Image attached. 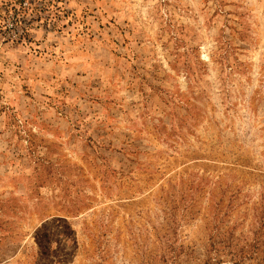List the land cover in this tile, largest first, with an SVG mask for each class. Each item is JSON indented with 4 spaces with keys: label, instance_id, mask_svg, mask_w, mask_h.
Returning <instances> with one entry per match:
<instances>
[{
    "label": "rangeland",
    "instance_id": "374dc122",
    "mask_svg": "<svg viewBox=\"0 0 264 264\" xmlns=\"http://www.w3.org/2000/svg\"><path fill=\"white\" fill-rule=\"evenodd\" d=\"M200 260L264 264V0H0V264Z\"/></svg>",
    "mask_w": 264,
    "mask_h": 264
},
{
    "label": "trees",
    "instance_id": "16d2710c",
    "mask_svg": "<svg viewBox=\"0 0 264 264\" xmlns=\"http://www.w3.org/2000/svg\"><path fill=\"white\" fill-rule=\"evenodd\" d=\"M198 261V260H197ZM202 261L203 264H209V260H200V262Z\"/></svg>",
    "mask_w": 264,
    "mask_h": 264
}]
</instances>
